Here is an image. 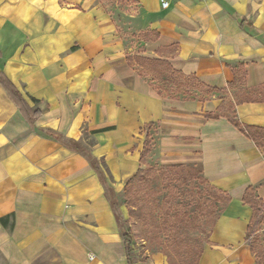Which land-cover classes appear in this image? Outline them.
I'll list each match as a JSON object with an SVG mask.
<instances>
[{
	"label": "crops",
	"instance_id": "0c3cea01",
	"mask_svg": "<svg viewBox=\"0 0 264 264\" xmlns=\"http://www.w3.org/2000/svg\"><path fill=\"white\" fill-rule=\"evenodd\" d=\"M128 1L139 10L131 43L100 0H0V73L40 111L29 125L0 84V264H127L97 174L55 136L103 160L119 195L149 123V156L194 166L230 196L198 264H257L245 240L252 209L241 198L252 186L264 202V154L226 117L205 114L226 99L239 122L264 128V102L238 101L264 83V0ZM136 56L222 91L159 95L151 82L162 84L160 74L138 73ZM130 248L132 264H168L144 240Z\"/></svg>",
	"mask_w": 264,
	"mask_h": 264
},
{
	"label": "trees",
	"instance_id": "16d2710c",
	"mask_svg": "<svg viewBox=\"0 0 264 264\" xmlns=\"http://www.w3.org/2000/svg\"><path fill=\"white\" fill-rule=\"evenodd\" d=\"M242 23H244V21H241V24ZM135 61L137 63L136 69L141 75H147L142 70L144 67L156 70L160 74L161 80H163V85L161 83L151 82L153 88L159 95L170 98H179V96H181L182 99H205L211 92L222 91L221 89L204 85L197 80L194 75H185L182 72L173 69L169 62L165 60L136 56ZM238 67L239 66L237 65L236 68ZM244 74L245 73L242 72L241 80L239 79L241 83L243 82ZM0 84L5 88L9 97L17 105L23 118L29 123V125L33 126V120L40 115L39 109L30 108L2 73H0ZM230 85H232V82L228 84V86ZM193 89H198V93L193 91ZM32 100L36 102L34 98H32ZM238 101L264 102V83L243 92L241 96H239ZM205 115L210 118H217L220 116L226 117L235 127L250 138L264 154V128L239 122L236 118L231 101L222 99L216 112L206 113ZM152 125V123L145 125V135L139 156V167L133 176L125 183L122 190L124 196L123 204L128 206L129 218L144 217V214L148 209L140 199L139 192L142 194H148V183L151 182L153 177L156 176L159 171H161L158 170L156 166L149 164L146 161V157L151 151V137L148 130ZM48 135L52 136V134ZM55 137L72 151L83 155L97 174L104 187L105 195L109 199L111 209L121 232V239L126 250L127 264H132L130 247L133 242V236L132 230L127 226L129 218L126 219L123 217L120 209L121 203L108 183L107 171L103 160L97 159L80 141L66 138L62 135H57ZM175 171L174 180H177L180 183L189 182L193 178L196 180L200 187H196L190 192V197L198 198L199 202L197 203V209L195 212L189 213L182 208L181 210H178L174 216H171L168 210L164 213L163 229L167 237L166 244L172 249L176 260L172 259L171 254L167 252H164V254L167 256L168 264H198L199 258L203 252V247L206 244L213 245L209 240V237L216 220L229 202L230 196L226 191L211 185L194 166L178 164ZM164 173L165 170L161 171L162 175ZM132 187L134 188L132 189ZM241 200L243 203L248 204L252 209V215L246 228L245 240L250 247L251 253L255 257L257 264H264V243H259L261 235L260 226L264 220V202L257 197L252 186L245 188ZM132 203L135 205H131ZM202 219H204V222H207L209 225L207 230L204 229L201 223ZM2 220L4 219L1 218V221ZM191 229H198L199 234L190 236L189 231Z\"/></svg>",
	"mask_w": 264,
	"mask_h": 264
},
{
	"label": "rangeland",
	"instance_id": "374dc122",
	"mask_svg": "<svg viewBox=\"0 0 264 264\" xmlns=\"http://www.w3.org/2000/svg\"><path fill=\"white\" fill-rule=\"evenodd\" d=\"M100 1L106 10L111 14L112 20L118 26L121 37H123V39H125V41L128 43L133 42L132 37H135L140 26V24H138L136 21L139 14L138 6L128 0ZM134 48L139 49L138 45H135ZM150 72L152 73V70ZM148 78L151 79V75H149ZM193 91L198 93L196 89H193ZM153 128L154 126L152 129ZM146 161L147 163L156 166L158 170H165V173L162 175L161 171H159V173L153 177L151 182L148 183V194H142L139 192L140 199L148 209L144 214V217L129 218L128 206L123 204V192L121 191L119 195H116L119 202L121 203L120 208L124 207V211L126 212L123 217L126 219L129 218L127 226L132 230L133 240L135 242L144 240L146 241V246L148 247L149 251L160 250L163 254L164 252H167L171 254L173 260H176L172 249L166 244L167 237L163 229V218L165 216L164 213L168 210L169 214L174 216L176 212L182 208H184L189 213L195 212L199 199L190 197V192H192L196 187L200 186L194 178L189 182L184 183L174 180L176 166L180 163L169 162L168 164H163L158 161L157 157L149 155H147ZM134 187H132V189ZM131 205L135 204L132 203ZM201 223L205 230L209 228L208 223L204 222V219L201 220ZM189 234L190 236H195L199 234V230L191 229ZM259 243H264V232H261Z\"/></svg>",
	"mask_w": 264,
	"mask_h": 264
},
{
	"label": "built area",
	"instance_id": "2783aa9c",
	"mask_svg": "<svg viewBox=\"0 0 264 264\" xmlns=\"http://www.w3.org/2000/svg\"><path fill=\"white\" fill-rule=\"evenodd\" d=\"M167 4H168V3H167V1H166V0H161V6H162V7H166V6H167ZM89 258H93V256H92V255H90V256H89Z\"/></svg>",
	"mask_w": 264,
	"mask_h": 264
}]
</instances>
